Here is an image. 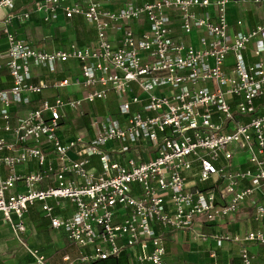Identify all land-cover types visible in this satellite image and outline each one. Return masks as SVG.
I'll use <instances>...</instances> for the list:
<instances>
[{
    "label": "built area",
    "instance_id": "1",
    "mask_svg": "<svg viewBox=\"0 0 264 264\" xmlns=\"http://www.w3.org/2000/svg\"><path fill=\"white\" fill-rule=\"evenodd\" d=\"M17 1L0 0L4 221L29 231L34 207L74 248L64 264H168L169 228L213 240L210 264H232L217 259L229 241L238 264H264L248 248L264 244V23L230 32L227 19V5L244 0H30L19 14ZM33 13L49 24L79 16L94 37L38 47L12 25ZM109 100L112 110L88 112ZM73 116L89 128L65 137ZM244 205L257 228L196 229ZM28 254L50 264L38 247Z\"/></svg>",
    "mask_w": 264,
    "mask_h": 264
},
{
    "label": "crops",
    "instance_id": "2",
    "mask_svg": "<svg viewBox=\"0 0 264 264\" xmlns=\"http://www.w3.org/2000/svg\"><path fill=\"white\" fill-rule=\"evenodd\" d=\"M30 0H18L15 5V12L21 13L24 6L29 5ZM244 20V24H237L239 19ZM227 19L229 22L230 32H238L255 27L257 24L264 23V4L253 3L250 0L231 2L227 5ZM13 27L20 36L31 41L38 47L46 49L57 48L58 46H66L70 42L77 40L87 43L94 37V30L91 25L85 23L79 16L72 19L59 18L56 23H44L40 16L33 13L28 20L22 21L14 19ZM28 34V35H27ZM6 46L4 37L0 34V49ZM248 53V52H247ZM248 55V54H247ZM251 59H253L251 57ZM232 62V56L229 55L227 63ZM5 71L0 70V77L5 76ZM51 79V76H47ZM8 81L0 80V87H7ZM70 92L68 89L53 90L49 89L43 92L45 96H54L62 94L63 96ZM71 94H74L71 92ZM88 112L104 113L114 108V101H96L91 106H87ZM19 113H22L20 106ZM66 129V136H72L77 132L84 133L88 130V118L73 116ZM248 152H242L235 156V167L241 169L249 167L246 162ZM204 186V184H200ZM248 185L247 181L243 184ZM252 208L242 206L237 213L229 215L227 218L217 220L212 223H205L200 228L202 232L212 235L214 232L225 234H242L248 229H255L258 224L251 216ZM27 223L29 224L26 232H17L4 221L0 214V264H32L28 250L31 247L40 248L49 258L50 264H64L62 256L65 252L73 254L74 248L70 245L65 233L59 229L50 226L48 219L43 218L31 207L27 215ZM198 227H196L197 229ZM194 230L191 229H172L169 228L165 232V249L167 251L168 264H210L209 248L215 247V242L210 239L202 240L195 237ZM238 244L233 242H223L221 246H217V259L219 262L230 261L232 264H238ZM248 248L255 254L258 259H264V244L248 243ZM111 264H116L114 260Z\"/></svg>",
    "mask_w": 264,
    "mask_h": 264
},
{
    "label": "trees",
    "instance_id": "3",
    "mask_svg": "<svg viewBox=\"0 0 264 264\" xmlns=\"http://www.w3.org/2000/svg\"><path fill=\"white\" fill-rule=\"evenodd\" d=\"M97 264H111V261H102V262H98Z\"/></svg>",
    "mask_w": 264,
    "mask_h": 264
},
{
    "label": "rangeland",
    "instance_id": "4",
    "mask_svg": "<svg viewBox=\"0 0 264 264\" xmlns=\"http://www.w3.org/2000/svg\"><path fill=\"white\" fill-rule=\"evenodd\" d=\"M27 35H28V34H27ZM263 58H264V55H263ZM204 186H205V187H208V184H207V183H205V184H204ZM197 229H198L199 231H202V230H203V229H202V228H200V227H198Z\"/></svg>",
    "mask_w": 264,
    "mask_h": 264
}]
</instances>
